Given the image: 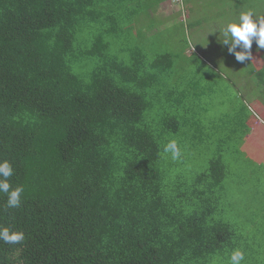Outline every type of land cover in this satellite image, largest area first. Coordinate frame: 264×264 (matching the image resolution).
<instances>
[{
    "label": "trees",
    "instance_id": "trees-1",
    "mask_svg": "<svg viewBox=\"0 0 264 264\" xmlns=\"http://www.w3.org/2000/svg\"><path fill=\"white\" fill-rule=\"evenodd\" d=\"M135 3L0 0V161L23 188L15 208L0 192V227L25 235L0 241V264H208L237 249L221 161L189 184L181 171L169 181L177 160L164 146L188 141L193 120L155 105L171 56L108 54L119 10ZM248 10L264 16V0H236L223 22ZM253 51L263 64L246 60L245 72L264 91V48L254 40Z\"/></svg>",
    "mask_w": 264,
    "mask_h": 264
},
{
    "label": "rangeland",
    "instance_id": "rangeland-1",
    "mask_svg": "<svg viewBox=\"0 0 264 264\" xmlns=\"http://www.w3.org/2000/svg\"><path fill=\"white\" fill-rule=\"evenodd\" d=\"M235 2L136 0L138 7L124 4L117 19L118 35L110 37L114 43L108 54L125 64L137 54L144 64L158 54L171 56V68L155 85L160 88L155 105L164 106L163 113L191 115L195 121L188 122L191 138L178 142L181 157L177 162L170 160L169 181L181 171L189 184L212 160L219 159L226 170L222 192L235 231L231 240L245 254L242 264H264V159L257 166L249 154L254 145L248 140V149H244L240 141L251 122L255 124V113L264 119V91L255 77L247 76L248 64L238 62L219 36V29L227 23L223 20L233 15H227V8ZM248 61L256 69L263 64L255 51ZM90 63L80 64L82 75L88 74ZM174 90L177 93L171 96ZM180 92L186 96L177 108L174 99L181 97ZM179 162L181 168L176 170ZM208 264H230L229 254Z\"/></svg>",
    "mask_w": 264,
    "mask_h": 264
},
{
    "label": "clouds",
    "instance_id": "clouds-1",
    "mask_svg": "<svg viewBox=\"0 0 264 264\" xmlns=\"http://www.w3.org/2000/svg\"><path fill=\"white\" fill-rule=\"evenodd\" d=\"M220 40L224 45H229L228 51L234 54L238 62L251 59V48L253 41L258 48H264V16L255 12L241 11L235 21L226 23L219 29ZM241 50L237 51V48ZM163 151L169 153L173 160L181 157V150L176 140H170ZM13 175V168L9 161H0V192L7 194V206L18 207L21 203L22 187L11 189L8 178ZM25 239L22 231H14L8 227H0V241L6 244H19ZM230 264H242L245 254L239 248L230 254Z\"/></svg>",
    "mask_w": 264,
    "mask_h": 264
},
{
    "label": "crops",
    "instance_id": "crops-1",
    "mask_svg": "<svg viewBox=\"0 0 264 264\" xmlns=\"http://www.w3.org/2000/svg\"><path fill=\"white\" fill-rule=\"evenodd\" d=\"M255 118L256 122L255 124L252 122L251 128L249 130L250 135L247 134L248 136L243 138V140L246 139V142L242 140L241 143L244 142L242 148L244 147V149H248L246 146L247 141H251L252 145H254V148H251V153L249 154L255 161V164L259 166L258 163L264 159V119H262L261 116L257 115L256 113Z\"/></svg>",
    "mask_w": 264,
    "mask_h": 264
}]
</instances>
